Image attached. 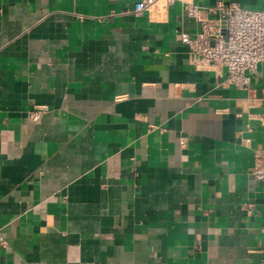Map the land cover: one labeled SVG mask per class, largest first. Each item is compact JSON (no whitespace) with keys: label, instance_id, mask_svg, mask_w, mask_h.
Returning <instances> with one entry per match:
<instances>
[{"label":"crops","instance_id":"crops-1","mask_svg":"<svg viewBox=\"0 0 264 264\" xmlns=\"http://www.w3.org/2000/svg\"><path fill=\"white\" fill-rule=\"evenodd\" d=\"M134 2L0 0V264H264V62L179 39L264 0Z\"/></svg>","mask_w":264,"mask_h":264},{"label":"built area","instance_id":"built-area-1","mask_svg":"<svg viewBox=\"0 0 264 264\" xmlns=\"http://www.w3.org/2000/svg\"><path fill=\"white\" fill-rule=\"evenodd\" d=\"M133 12L141 15L160 0H134ZM173 3L175 0H167ZM187 13L196 18L200 31L192 36L181 32L179 39L191 49L195 63L201 69L224 67L227 70L226 83L237 89L249 90L251 73L264 62V10L242 7L237 2L223 3L208 7V14L219 16L222 27L215 26L211 20L202 16L200 6L186 3ZM43 109L32 113L38 119ZM264 123V116L262 118ZM252 174L259 181L264 180V155L258 153Z\"/></svg>","mask_w":264,"mask_h":264}]
</instances>
